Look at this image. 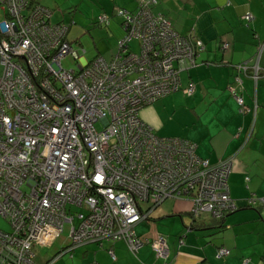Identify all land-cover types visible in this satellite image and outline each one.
<instances>
[{
  "label": "built area",
  "instance_id": "obj_1",
  "mask_svg": "<svg viewBox=\"0 0 264 264\" xmlns=\"http://www.w3.org/2000/svg\"><path fill=\"white\" fill-rule=\"evenodd\" d=\"M30 1L0 0L6 13L0 20V214L12 226L0 228V264H38L30 246L52 243L64 222L71 224V248L123 240L133 251L150 243L166 257L165 235L136 232L164 199L188 200L195 217L224 219L237 210L227 181L232 161L213 164L197 154L196 143L159 136L141 116L145 106L181 89L182 67L175 62L194 63L202 40L145 12L127 17L125 41L140 38L139 53H129L121 40L112 61L83 63L68 26L49 21L47 7L28 9ZM68 56L78 69L63 65ZM259 73L257 64L255 79ZM194 88L190 82L184 92ZM36 234L43 242L33 241ZM218 252L223 257L230 249Z\"/></svg>",
  "mask_w": 264,
  "mask_h": 264
},
{
  "label": "crops",
  "instance_id": "obj_2",
  "mask_svg": "<svg viewBox=\"0 0 264 264\" xmlns=\"http://www.w3.org/2000/svg\"><path fill=\"white\" fill-rule=\"evenodd\" d=\"M122 5L131 11L138 7L137 0ZM153 11L165 14L180 35L204 41L194 63L175 62L182 67V89L173 92L172 120L184 117V123L171 135L196 143L197 154L213 164L232 161L228 189L239 208L224 219L194 217L191 225V202L174 198L172 208L159 209L160 205L150 220L136 225L142 238L165 235L166 257H158L150 243L133 251L124 241L106 240L85 244L77 258L73 254L69 260L74 264H264V0H161ZM248 13L253 15L249 21ZM245 62L247 72L238 66ZM257 64L260 73L255 79ZM190 82L195 88L189 95L184 87ZM238 97L244 98L250 111ZM160 107L156 101L141 112L154 131L164 126ZM139 225L144 230H138ZM221 247L230 249V254L219 257Z\"/></svg>",
  "mask_w": 264,
  "mask_h": 264
},
{
  "label": "rangeland",
  "instance_id": "obj_3",
  "mask_svg": "<svg viewBox=\"0 0 264 264\" xmlns=\"http://www.w3.org/2000/svg\"><path fill=\"white\" fill-rule=\"evenodd\" d=\"M129 1L134 2L135 0H119V3L114 2L113 0H42V3L53 9V14L51 16L52 22H62L63 24L70 25L69 38L73 41L71 43L80 49V54L83 55L85 61H90L97 55L110 57L116 51L117 42L120 38L119 32L122 26L121 17L116 14L113 15L112 12L116 5L123 6L122 2L128 7ZM129 8L132 7L130 6ZM104 12H107V14H109L111 17L110 27L109 25H100L96 23V18L98 15ZM3 16L4 12L0 6V19ZM202 45L204 47V41H202ZM131 47L135 53L140 52L141 41L138 38L132 39ZM63 65L70 69H78L76 61L70 56L63 60ZM1 71L2 67L0 66V73ZM174 94L175 93L169 94L163 97L161 100H158V102L161 103L160 117L164 123V126L162 130H157L155 133L162 137L174 136L171 135L172 132L177 130L181 124L184 123V117L177 116L175 121L172 120L174 109L171 107L174 101L172 97ZM98 127L100 128L101 126L98 125ZM173 201L174 198L172 197L164 199L161 202V207L159 209L171 207L172 204H174ZM153 211L154 210H151L149 219H151V214ZM157 213L158 211L154 212L155 215ZM162 220L166 221L167 219L165 218ZM74 222L76 223L77 220L74 219ZM0 228L9 231L12 229V226L7 220L0 216ZM137 229L140 231L144 230L142 225H139ZM147 229H149V226H147ZM48 232L49 231H47V233ZM70 233L71 224L64 222L63 231L60 236H56L52 242L53 244H42L41 248H39L36 246V242H34L30 247L32 248L35 246L33 250L37 253L36 261L38 264H48L50 262V264H74L69 260H72L73 258L71 256V252L68 251V247L73 246V240ZM42 236L43 234H36L34 238L35 240L33 241L37 240L38 243L43 242V240H41ZM64 247H67V252L60 253L62 250H64ZM83 248L84 245H81V247L78 246V248L76 247V250L73 251L72 254H74L77 258V255L83 251Z\"/></svg>",
  "mask_w": 264,
  "mask_h": 264
},
{
  "label": "trees",
  "instance_id": "obj_4",
  "mask_svg": "<svg viewBox=\"0 0 264 264\" xmlns=\"http://www.w3.org/2000/svg\"><path fill=\"white\" fill-rule=\"evenodd\" d=\"M161 0H157L156 2H153V1H149V0H145V1H142V0H137V3H138V7H137V10H135V11H131V10H129V9H127L126 7H124V6H118V5H116L114 8V10H113V15L114 14H116V15H118V16H120L121 17V26H122V29H123V34H122V36L119 38V40H118V42H117V47H116V51L112 54L113 56L110 58V59H108V58H106L105 56H103V55H97V56H95L92 60H90V61H93L94 59H96L97 57H102V58H104L107 62H110V61H112L113 59H114V57L116 56V54H118L119 53V51H120V41L121 40H123V41H125V39H126V37L127 36H129V31H130V28L127 26V17L128 16H130V17H139L138 15H144V13L145 12H147L146 14L147 15H153V16H155V17H162V18H160V19H166V20H169L170 22H171V24H172V27L174 28V26H173V23H172V21L167 17V16H165V14H163V13H161V12H154L153 11V7H155L157 4H159V2H160ZM36 4H38V5H40V6H44V7H47V8H49L51 11H52V14H53V9H51L50 7H48V6H45L44 4H42L39 0H31L30 1V4H29V6L27 7L28 9L29 8H33ZM0 6L2 7V5H1V3H0ZM3 10V9H2ZM3 12H4V16L0 19V20H3V18L4 17H6V13H5V11L3 10ZM52 14H51V16H52ZM51 16H50V19H49V21H51ZM101 17H105V19H103V21H101ZM52 22V21H51ZM52 23H54V22H52ZM59 24L61 23V24H63L62 22H58ZM96 23H98V24H100V25H109V27H110V24H111V17H110V15L109 14H107V12H104V13H102V14H100V15H98V17L96 18ZM64 25H66V26H68V34H67V38L69 39V41L70 42H73L72 40H70V38H69V31H70V25H67V24H64ZM182 36H184V35H182ZM191 36V35H190ZM185 37H188V36H185ZM135 38V37H134ZM134 38H132V39H134ZM132 39H130V40H128V41H125V45H127V49H128V51H129V53H131V52H134L133 51V49H132V47H131V40ZM140 41H141V46H142V40L140 39V38H138ZM73 44V43H72ZM74 45V44H73ZM75 46V45H74ZM76 47V46H75ZM78 50H79V53H80V49L79 48H77ZM135 53V52H134ZM89 61V62H90ZM77 63V62H76ZM181 89H182V87H181ZM180 90V89H179ZM169 95V94H168ZM167 96V95H166ZM165 97V96H164ZM163 98V97H162ZM162 98H160V99H162ZM160 99H158V100H160ZM244 99V98H243ZM157 100V101H158ZM245 102V101H244ZM155 103V102H154ZM245 105H246V103H245ZM171 137H173V136H171ZM181 138H183V137H181ZM186 139V138H185ZM161 205V204H160ZM159 205V206H160ZM159 206H157V207H159ZM68 207H70V206H68ZM156 207V208H157ZM71 208V207H70ZM81 211H84V209H82ZM189 216H190V218H191V225H192V223H193V219H194V217L195 216H193L191 213H189L188 214ZM0 216H2L1 214H0ZM3 217V216H2ZM5 220H7L8 222H9V218H5V217H3ZM195 221H196V219H195ZM11 225V224H10ZM222 226H224V224L222 225ZM221 226V227H222ZM12 230V229H11ZM10 231V230H9ZM119 241H123V240H119ZM102 243L103 241H98V242H96V243ZM117 242V241H116ZM125 242V241H124ZM126 243V242H125ZM87 244V243H86ZM83 245H85V244H83ZM35 247V246H34ZM34 247H33V249H34ZM39 247V246H38ZM39 248H41V247H39ZM70 248V246L68 247V249ZM75 250V249H74ZM74 250H71L70 252H71V256L73 257V254H72V252L74 251ZM65 252H67V247H64V250H62L60 253H65ZM59 253V254H60ZM61 257V256H60ZM47 260H49V259H47ZM50 261V260H49ZM45 263V262H44ZM51 263V262H50Z\"/></svg>",
  "mask_w": 264,
  "mask_h": 264
},
{
  "label": "bare ground",
  "instance_id": "obj_5",
  "mask_svg": "<svg viewBox=\"0 0 264 264\" xmlns=\"http://www.w3.org/2000/svg\"><path fill=\"white\" fill-rule=\"evenodd\" d=\"M75 248H71V246H70V248L68 249V251H71V250H74Z\"/></svg>",
  "mask_w": 264,
  "mask_h": 264
}]
</instances>
